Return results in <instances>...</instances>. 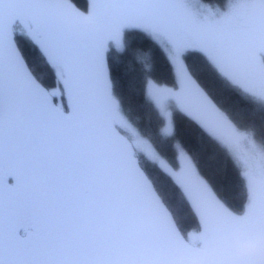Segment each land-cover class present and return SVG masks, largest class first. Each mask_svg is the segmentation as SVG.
Segmentation results:
<instances>
[{"label":"snow or ice","instance_id":"snow-or-ice-1","mask_svg":"<svg viewBox=\"0 0 264 264\" xmlns=\"http://www.w3.org/2000/svg\"><path fill=\"white\" fill-rule=\"evenodd\" d=\"M17 35L36 49L33 62ZM133 37L175 71L173 85L150 97L161 135H174L179 110L220 139L244 181L241 211L182 148L171 164L125 113L113 66L132 50L148 71ZM0 41L11 44L0 55V264H185L235 233L264 234V141L229 120L186 63L199 54L242 98L264 104V0H226L223 11L203 0H86L83 9L76 0H0ZM149 165L175 188L158 186ZM177 189L198 220L192 232L170 203ZM212 259L232 264L226 252Z\"/></svg>","mask_w":264,"mask_h":264},{"label":"trees","instance_id":"trees-1","mask_svg":"<svg viewBox=\"0 0 264 264\" xmlns=\"http://www.w3.org/2000/svg\"><path fill=\"white\" fill-rule=\"evenodd\" d=\"M203 1L218 7H224L226 4V0ZM76 3L82 9L86 7V0H76ZM133 39L136 41L135 47L142 49L137 54L147 61L144 68H147L148 71H144L140 64L132 60V50H130L129 55L123 61L113 66L112 78L116 90L123 96L127 116L138 126L145 137L158 146L156 132L157 126H159L160 132L162 121L146 96L143 81L144 78H147L158 84L172 86L175 71L169 66L165 56L154 51L151 45L145 44L141 39L135 37ZM16 40L29 62H33L36 49L19 35H17ZM148 52H151V56L148 55ZM186 63L202 89L227 114L231 121L241 130H247L254 134L257 142L264 141V104L242 98L206 65L199 54L190 53ZM53 83V78L49 74L45 84L51 87ZM56 84L58 86L59 81H56ZM173 119V139L169 140L163 147V155L159 151L160 154L171 164H175V142H179L190 155L193 166L199 175L208 182L210 187L230 208L241 211L245 198L244 181L239 175V170L234 166L227 148L183 112L175 111ZM155 148L157 149V147ZM149 168L156 169V166L149 165ZM154 178L157 179L158 186L166 184L170 190L175 188L172 181L164 176L159 169L155 170ZM162 195L167 196V192H162ZM170 203L176 214L178 225L184 232H192L198 228L197 218L182 202L178 189Z\"/></svg>","mask_w":264,"mask_h":264},{"label":"clouds","instance_id":"clouds-1","mask_svg":"<svg viewBox=\"0 0 264 264\" xmlns=\"http://www.w3.org/2000/svg\"><path fill=\"white\" fill-rule=\"evenodd\" d=\"M148 55L151 56V52H148ZM156 136L158 146L155 142L154 146L163 155V147L173 139V136L161 135L159 126H157ZM221 252L229 254L232 264H264V234L235 233L229 238L224 248L216 253L191 257L185 264H219V261H213L212 256L219 255Z\"/></svg>","mask_w":264,"mask_h":264},{"label":"rangeland","instance_id":"rangeland-1","mask_svg":"<svg viewBox=\"0 0 264 264\" xmlns=\"http://www.w3.org/2000/svg\"><path fill=\"white\" fill-rule=\"evenodd\" d=\"M204 4H207V5H211L214 9L215 8H219L221 11H223L225 9V6L224 7H218L216 5H213L211 3H207L205 1H203ZM200 6L197 5V8H199ZM149 83H148V91L146 93V96L148 98V100L150 101V97L153 95V93L157 90H160V89H164V88H170L171 86H168V85H162V84H158L156 82H154L153 80L151 79H148ZM201 87V86H200ZM202 88V87H201ZM57 91H58V88H57ZM208 95V94H207ZM209 96V95H208ZM209 98L211 99V97L209 96ZM212 100V99H211ZM213 101V100H212ZM56 102L57 103H62L63 101L60 99L59 96H57L56 98ZM151 102V101H150ZM152 103V102H151ZM214 104H216L214 101H213ZM216 106L227 116V114L216 104ZM179 111V110H178ZM182 112V111H180ZM184 113V112H183ZM174 114V113H173ZM173 114L171 116V122L173 123V126H174V119H173ZM185 114V113H184ZM187 115V114H186ZM189 116V115H187ZM190 117V116H189ZM228 117V116H227ZM192 118L194 121H196L200 126L201 123H199L195 118L193 117H190ZM229 120H231L229 117H228ZM215 126L219 129V132L222 136V138H228V137H231L232 136V130L231 128H229L227 125H225L223 123V121H215ZM203 127V126H202ZM204 128V127H203ZM205 129V128H204ZM208 132V131H207ZM209 133V132H208ZM212 135V134H211ZM213 136V135H212ZM214 137V136H213ZM215 138V137H214ZM217 139V138H216ZM222 145H224L220 139H217ZM225 146V145H224ZM183 149L184 150V153L190 157V155L187 153V151L181 146V144L179 142H175V149L176 150H180V149ZM191 159V157H190ZM167 160V159H166ZM168 161V160H167ZM169 162V161H168ZM192 162V160H191ZM193 164V163H192ZM186 167V165H185ZM203 207L206 211V213L209 215V216H216L217 212H218V209L210 202V201H204L203 202Z\"/></svg>","mask_w":264,"mask_h":264},{"label":"water","instance_id":"water-1","mask_svg":"<svg viewBox=\"0 0 264 264\" xmlns=\"http://www.w3.org/2000/svg\"><path fill=\"white\" fill-rule=\"evenodd\" d=\"M10 52H11L10 41H0V55L8 56L10 55ZM9 181L11 182V178H9Z\"/></svg>","mask_w":264,"mask_h":264},{"label":"flooded vegetation","instance_id":"flooded-vegetation-1","mask_svg":"<svg viewBox=\"0 0 264 264\" xmlns=\"http://www.w3.org/2000/svg\"><path fill=\"white\" fill-rule=\"evenodd\" d=\"M81 9H82V8H81ZM37 38H38V39H42V37H40V36H38Z\"/></svg>","mask_w":264,"mask_h":264}]
</instances>
